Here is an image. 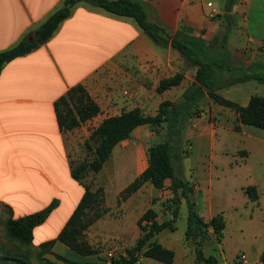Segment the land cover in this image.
<instances>
[{"label":"crops","instance_id":"crops-1","mask_svg":"<svg viewBox=\"0 0 264 264\" xmlns=\"http://www.w3.org/2000/svg\"><path fill=\"white\" fill-rule=\"evenodd\" d=\"M64 1L0 0V52L12 48L24 39L29 40L32 33L52 13L62 7ZM139 1L143 3L149 21L162 26L171 36L181 32L186 36L211 41L222 39L226 31L222 17L224 8L217 9V15L212 14V9L207 6L211 1ZM214 8L216 9L215 5ZM238 11L237 4L231 15H237ZM241 16L242 22L247 20L244 13ZM248 33L249 27L246 23L232 24L227 43L230 63L235 60L241 62L239 63L241 65H246L264 54V32L262 31L258 40L249 37L248 40L245 39ZM178 73L184 75L182 83L165 91L161 94L162 98L155 100L161 80ZM195 75L196 69L188 66L177 50L171 45L167 47L156 45L132 18L116 16L84 2L76 4L69 18L59 26L48 42L31 53L7 63L0 72V204L11 208L12 219L43 210L58 196L52 195L49 200L42 202L37 192L40 190L60 192L59 181L66 172H69L71 179L74 180L72 178L74 151L78 149L80 142L89 141L92 132L106 118L119 116L136 108L141 109L146 115H155L162 102L180 100L195 81ZM79 85L83 86L87 95L99 106L100 113L79 128L63 131L58 124L56 103ZM117 87L120 88L122 96L117 93ZM124 90L128 91V95L123 94ZM221 92L222 90L219 93ZM206 98L209 97L203 100ZM150 107L153 108V112H147ZM222 108L224 107L219 108V111ZM207 116L206 112H202L199 118L191 119L196 129L192 130L194 135L191 139L190 155L196 151L198 167L195 170L204 183H207L205 181L207 178L209 182L211 181L214 168L204 164L202 155L205 151L201 153V150L208 147L212 149L216 142L215 130L206 119ZM90 124H94V129L88 131L87 127ZM148 127L151 126L137 128L130 139L121 142L120 152L123 154L120 159L123 161L129 159V167L134 168L136 173L126 186L115 187L117 196L149 165V146L145 150L142 143L149 137L156 136ZM242 127L245 126L241 125ZM199 128L202 131L196 132ZM129 141L134 144L127 148L126 143ZM115 148H119V144ZM114 162L113 157H110L103 169L96 174L101 187L102 177H110L112 170L116 168ZM170 185L171 181H166L164 190ZM190 186L193 188L191 198L195 202L194 197L198 199L201 196L202 187L197 190L196 185L190 183ZM244 188L246 187L242 188V192ZM146 191L152 198L154 193L163 190H157L147 182L129 197L124 205L134 214L137 223L146 212L143 210L145 202H148ZM165 193L171 194V191ZM82 196L78 195L72 202L71 209L64 218L59 214L62 206V202L59 201L58 207L48 219L34 229V239L28 248L40 251L42 244L56 239ZM246 197L244 203L253 204L247 195ZM184 202L183 199L182 203ZM235 207L237 204L232 203L231 208ZM149 208L154 209V205H150ZM199 214L206 221L215 216L213 213L208 217H205L203 212ZM168 217L169 215L166 216ZM8 218L9 215L4 217V225ZM16 247L20 251H15ZM68 251L71 250L61 242H56L51 248V252L64 257V253ZM263 251H260V257ZM26 252L27 248L18 243L12 245L0 242V258H24ZM52 256L47 254L44 258L56 262ZM145 260H149L148 264H154L153 260Z\"/></svg>","mask_w":264,"mask_h":264},{"label":"trees","instance_id":"trees-1","mask_svg":"<svg viewBox=\"0 0 264 264\" xmlns=\"http://www.w3.org/2000/svg\"><path fill=\"white\" fill-rule=\"evenodd\" d=\"M87 3L92 7L101 8L108 13L120 17L132 18L140 28L160 46L171 45L185 59L188 66L196 69L195 81L184 92L180 100L162 102L155 115H146L139 108L124 112L119 116L106 118L91 134L90 142H96L94 158L88 162L80 163L72 167V178L83 182L88 173L98 174L110 159L115 147L123 141L131 138L132 133L141 126L159 128L167 124V139L163 143L149 146L148 167L121 192V200L125 201L136 193L147 182H150L157 190H164L166 181L170 180V190L173 194L171 203L175 206L172 211V219L159 221L158 213L149 208L139 219L137 225L141 236L137 239L133 249L127 250L125 256L113 258L112 264H137L141 259H150L163 264H175L176 253L165 247L156 237L163 231L177 230L176 222L180 216V205L184 199L188 207L187 230L185 239L195 241L196 264H217L214 256L206 258L203 246L209 239V229L222 241L226 229V221L223 213L215 215L210 221H206L196 209L192 200L193 188L189 182L183 180L176 173L173 161H181L184 150L181 146V129L184 120L188 117H198L195 112L200 102L209 97L217 105L236 111L238 123L236 131H240L241 125L260 129L264 132V96H252L246 106H240L236 102L223 97L219 92L227 87L257 81L264 84V54L258 56L254 61L246 65H231L230 52L227 47L228 35L234 21H232V10L239 0H225L224 18L226 31L222 39L206 41L202 38L186 36L178 32L174 36L169 35L159 24L149 21L144 5L139 0H65L62 7L52 13L33 33V41L22 40L17 45L0 52V72L4 66L16 58L25 56L41 45L48 42L59 26L69 18L72 8L78 3ZM212 46L220 58H206L204 50ZM184 80V75L178 73L172 77L161 80L157 92L164 93L179 86ZM74 101V106H71ZM58 124L61 130L70 131L79 128L82 124L96 117L100 113L99 106L87 95L83 86L79 85L70 90L66 96L61 97L56 103ZM85 191L69 218L63 230L54 240L41 245L38 258L43 259L44 254H52L56 262L45 259V264H99L96 261L75 262L51 252L56 242L66 245L71 251L82 257H91L95 251L83 241L84 232L102 215L97 214L94 218H88L91 209L99 205V188L92 191L89 186H84ZM245 193L251 202L259 201V193L256 186H248ZM181 195V196H180ZM59 200L55 199L43 210L12 219V210L4 206L10 214L5 223L7 236L20 246L28 248L34 239V229L42 225L51 213L58 207ZM61 263H59V262ZM260 262L264 264V251ZM0 264H28L21 257H1Z\"/></svg>","mask_w":264,"mask_h":264},{"label":"rangeland","instance_id":"rangeland-1","mask_svg":"<svg viewBox=\"0 0 264 264\" xmlns=\"http://www.w3.org/2000/svg\"><path fill=\"white\" fill-rule=\"evenodd\" d=\"M206 1H211L216 7V11L224 8L225 0ZM238 5V14L232 16L231 20L235 24L246 23L248 25L249 33L246 34L245 39L248 40V37L254 40L260 39L262 31L264 32V0H239ZM242 13L247 16V20L244 22L241 21ZM203 54L206 58H220L212 46L207 47ZM239 63L241 62L231 61V65H241ZM116 91L122 96L119 87ZM220 94L240 106H245L252 96H264V84L251 80L227 87ZM160 98L162 95L158 93L155 100ZM71 106H74V101H71ZM219 108L221 107L213 100L206 98L199 104L195 112V115L199 114V117L202 112H206L208 115L206 119L209 120L216 133L214 147L201 150V153L205 151L202 155L204 164L214 168L211 181L209 182L207 178L205 180L207 183H204V180L199 177L198 171L195 170L198 167V160L195 159L196 151L190 155L191 139L194 135L192 130L196 129V126L192 125L191 117L184 120L181 129L183 158L181 161L174 160L173 163L179 177L196 185L197 190L202 187L201 196L198 199L194 197L197 201L195 202L198 212H203L205 217H208L211 213L217 215L223 211L226 221L224 238L222 241L219 240L213 229L210 228L209 239L202 248L204 256L206 258L214 256L217 264H247V261L249 264H262L259 262V255L260 251L264 250V132L250 126L242 127L240 131H236L235 127L239 125L236 111L228 108H222L219 111ZM152 109L150 107L147 112H153ZM148 128L156 137L151 136L142 143L145 150L148 146L163 143L167 139V124H163L159 128ZM200 128L196 132H201ZM93 129L94 124L88 125V131ZM87 142L89 141L80 142L78 149L74 151L72 167L94 158L97 144L91 141L89 148ZM133 144L134 142L129 141L126 143V147L129 148ZM121 147L120 143L119 148H115V154L111 155L116 168L112 170L110 177H102V187L94 173H88L83 182H78L72 180L69 172H66L59 181L60 192L57 190L37 192L42 202L49 200L52 195H57V199L62 202L59 214L64 218L69 213L72 202L78 198V195L82 196L85 191L84 186H89L94 192L99 188L103 190L99 196L101 202L89 211L88 218H94L97 214L102 216L84 232L82 237L83 241L95 251V255L82 257L73 251L64 253L65 257L71 261H96L99 264H112L113 258L125 256L127 250L133 249L142 234L134 214L124 206L127 200H121V194L117 196L115 190V187H124L131 182L136 173L134 168L129 167V159L128 161L120 159L123 154L120 152ZM252 185H256L259 201L245 204L244 201L247 199L245 189ZM243 187H246L243 189L244 193L242 192ZM169 190L168 187L166 190L154 193L152 198L148 191L145 192L148 202H145L143 210L154 205V210L158 213L161 222L172 219V211L175 208L171 203L172 192L167 195L165 193ZM232 203H236L237 207L232 209ZM187 214L188 207L184 202L181 206V215L176 222L177 230L174 232L165 230L156 237L165 247L175 251V264H196L197 245L195 241L185 239ZM6 215L10 216L8 210L0 204V242L15 245L17 243L6 236L3 220ZM167 215H169L168 218H166ZM14 249L20 251L17 247ZM37 253L38 251L27 248L25 260L28 264H45V258H38ZM46 255L47 253L44 254V256ZM52 259L55 257L52 256ZM147 262L149 260L141 259L138 264H148ZM153 262L154 264H163L157 261Z\"/></svg>","mask_w":264,"mask_h":264},{"label":"built area","instance_id":"built-area-1","mask_svg":"<svg viewBox=\"0 0 264 264\" xmlns=\"http://www.w3.org/2000/svg\"><path fill=\"white\" fill-rule=\"evenodd\" d=\"M207 6H208V8H211L212 9V14H214V15H217L218 14L217 11H216V9L214 8V5H213L212 2H209L207 4ZM123 94L124 95H128V91L127 90H124Z\"/></svg>","mask_w":264,"mask_h":264},{"label":"water","instance_id":"water-1","mask_svg":"<svg viewBox=\"0 0 264 264\" xmlns=\"http://www.w3.org/2000/svg\"><path fill=\"white\" fill-rule=\"evenodd\" d=\"M29 41H33V38L31 37V38H29Z\"/></svg>","mask_w":264,"mask_h":264}]
</instances>
